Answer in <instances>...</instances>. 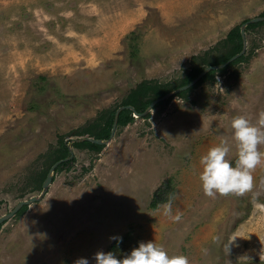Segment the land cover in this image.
Wrapping results in <instances>:
<instances>
[{
  "label": "rangeland",
  "instance_id": "rangeland-1",
  "mask_svg": "<svg viewBox=\"0 0 264 264\" xmlns=\"http://www.w3.org/2000/svg\"><path fill=\"white\" fill-rule=\"evenodd\" d=\"M263 10L264 0H0V216L39 194L32 182L59 135L72 150L42 197L0 223V264H95L127 233L117 258L154 241L190 264H264V166L242 196L209 198L199 180L200 157L221 141L234 165L232 117L255 124L264 110V24L245 26V57L117 125L100 150L73 145L140 81L174 91ZM157 190L166 200L152 207ZM170 194L178 223L159 207Z\"/></svg>",
  "mask_w": 264,
  "mask_h": 264
},
{
  "label": "clouds",
  "instance_id": "clouds-1",
  "mask_svg": "<svg viewBox=\"0 0 264 264\" xmlns=\"http://www.w3.org/2000/svg\"><path fill=\"white\" fill-rule=\"evenodd\" d=\"M230 127L233 130V139L236 147V159L233 163L228 159L230 146L227 141L210 147L200 157L202 170L199 180L202 184L204 195L215 199L217 195L242 196L253 189V172L258 166H264V152L259 146L264 144V110L258 114L255 124L246 116L232 117ZM177 197L170 194L166 203L159 207L164 216L173 222H180L182 213L177 211L173 215L172 205ZM110 240L122 242V237L110 236ZM95 264H190V260L183 254H169L163 245L154 241L139 242L138 247H133L122 258L112 252L97 251L94 254ZM73 264H89L85 257L76 259Z\"/></svg>",
  "mask_w": 264,
  "mask_h": 264
},
{
  "label": "trees",
  "instance_id": "trees-1",
  "mask_svg": "<svg viewBox=\"0 0 264 264\" xmlns=\"http://www.w3.org/2000/svg\"><path fill=\"white\" fill-rule=\"evenodd\" d=\"M260 15H264V10L261 12ZM244 20H242V21H244ZM263 24H264V19L260 20V21H256V22H250L246 25V29L255 28V27L263 25ZM239 27L240 26H235V27H232L228 30L227 35H226V39L223 42V44L226 46V49L223 51L222 54L212 57V59L206 64L211 65V64L223 63L228 58H230L232 55L238 53L241 50L242 38H241ZM204 54L206 55L205 52H204ZM246 54L244 53V54L238 56L237 58H235L234 60L229 62L224 67L227 68V66L230 65L232 62H236L238 60H241L243 57H245ZM201 59L204 61V57ZM202 69H203V65H201V64H196V65L190 66L188 71L185 73V76L183 77L182 81L179 84L175 85L174 87H179L181 85L188 83ZM220 69L222 70L223 68H220ZM217 70H219V68L218 69H210L195 84H199L205 78H210L212 75H214V73ZM171 89H173V88H171V87L168 88L166 85L160 84L159 82H156V81L143 80V81H140L135 87H133L125 95V97L122 99L120 105H132V107L134 108V110L136 112H142L152 100L164 95L165 93H167ZM188 90L189 89H184V90L179 91L178 93L179 94H182V93L186 94L188 92ZM159 103L160 102H158L156 105H158ZM116 108L117 107L114 106L113 108H108V109L102 111L95 118V120L93 122L91 121L86 126L80 127V129L78 130L77 136L87 135V136H90L93 138H101V139L107 138L110 134V129L112 126L114 112H115ZM133 119H134V116H133L132 109L123 108L119 113L117 125H122V126L126 125L128 122H130ZM67 141H68V138L63 139V135H59L57 143L54 144V146L52 145V147L44 154L45 155L44 156V164L40 168V170L36 173L35 180H34V182H32L31 190L40 189V187L42 185V181L44 180L49 167L55 161L62 159L69 154ZM73 145L74 146L86 145L93 150H100V148L102 147L101 144L92 142L88 139L73 141ZM71 161H72V159L69 161H62L61 163L58 164V166H56L55 171L60 170L63 167H66ZM159 191L160 190H157L154 193V196H153L152 201H151L152 207H156L158 202H162V201L164 202L166 200L165 196H163ZM25 207H26V205H23L18 210L17 214L21 213ZM131 240H132V237H130V233H127L124 236H122V242L117 243V241L114 240L111 243V245L109 246L108 251H112L113 249L117 248L118 246L123 247L125 245L124 242H129V241L131 242ZM121 244H124V245H121ZM135 245L136 244L134 242H132L131 249L133 247H135ZM119 250H118V253H119Z\"/></svg>",
  "mask_w": 264,
  "mask_h": 264
},
{
  "label": "water",
  "instance_id": "water-1",
  "mask_svg": "<svg viewBox=\"0 0 264 264\" xmlns=\"http://www.w3.org/2000/svg\"><path fill=\"white\" fill-rule=\"evenodd\" d=\"M263 19H264V15H257V16H254V17H251V18H247L246 20H244V22L240 26V34H241V38H242V48H241V50L238 53L232 55L225 62L220 63V64H215V65L205 66L191 81H189L188 83H186L184 85H181V86L177 87L174 91H168L164 95L152 100L150 102V104L142 112H136L134 110V108L132 107V105L119 106L114 112V117H113V122H112L111 129H110V134H109V136L107 138L101 139V138H93V137H90V136L89 137L85 136V137L76 138V140L88 139V140H90L92 142H95V143H98V144H104V143L109 142L113 138L114 131H115L116 127H117L118 116H119L120 111L123 108L132 109L134 116H143L144 114H146L154 106V104H156L157 102L163 100L168 95H170L172 93H176L178 91H181V90L187 89L188 87L193 86L210 69H218V68L224 67L226 64H228L229 62H231L232 60H234L239 55H241V54H243L245 52V48H246L245 26L248 23H250V22H256V21H260V20H263ZM68 148H69V155L65 156L62 159H59V160L55 161L50 166V168H49V170H48V172H47V174H46V176H45V178H44V180L42 182V187L40 189L39 194L32 195V196H29L28 198H23V199L19 200L9 212H7L5 214H2L0 216V223H2L7 218H9L13 214H15V212H17L23 205L29 204V203H31L33 201H36V200H38V199H40L42 197V195L47 191L46 189H47V187L49 186V184L51 183V181L53 179V172H54L56 166H58V164L61 163L62 161H67V160H69L72 157L71 147L68 146Z\"/></svg>",
  "mask_w": 264,
  "mask_h": 264
}]
</instances>
